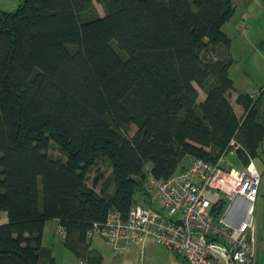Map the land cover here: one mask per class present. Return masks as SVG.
Instances as JSON below:
<instances>
[{
    "label": "trees",
    "instance_id": "obj_1",
    "mask_svg": "<svg viewBox=\"0 0 264 264\" xmlns=\"http://www.w3.org/2000/svg\"><path fill=\"white\" fill-rule=\"evenodd\" d=\"M97 1L104 14L94 0L0 11V264H54V219L86 258L111 210L155 207L149 178L214 162L232 138L241 158L264 142V87L237 95L241 116L231 101L232 0ZM103 156L113 177L97 190L88 173Z\"/></svg>",
    "mask_w": 264,
    "mask_h": 264
},
{
    "label": "built area",
    "instance_id": "obj_2",
    "mask_svg": "<svg viewBox=\"0 0 264 264\" xmlns=\"http://www.w3.org/2000/svg\"><path fill=\"white\" fill-rule=\"evenodd\" d=\"M239 149L232 138L214 162L195 158L183 172L151 178L155 207L135 204L126 218L111 210L90 236L100 234L119 255L152 239L190 264H260L253 209L261 174L250 154L242 168L227 159ZM58 233L65 237V228Z\"/></svg>",
    "mask_w": 264,
    "mask_h": 264
},
{
    "label": "rangeland",
    "instance_id": "obj_3",
    "mask_svg": "<svg viewBox=\"0 0 264 264\" xmlns=\"http://www.w3.org/2000/svg\"><path fill=\"white\" fill-rule=\"evenodd\" d=\"M232 1L235 12L223 29L231 38L230 49L234 63L230 76L235 84L233 93L248 91L260 93L261 88L264 87V0ZM94 2L100 13L104 14L102 5L97 0ZM18 4L19 0H0V11H14ZM199 91L200 100H202L205 93L201 89ZM260 102L264 103V96ZM135 130L136 128L132 126L130 132L133 134ZM227 159L231 160L237 168H242L244 165L242 158L237 154L229 153ZM191 161V158H187L186 164ZM254 162L261 174V182L253 215L258 260L260 264H264V142ZM108 177H113V167L110 160L103 156L88 173L87 184L100 190L102 182ZM150 179L147 187L155 197L156 189ZM110 190H113V186ZM138 197H140L139 194ZM142 203L144 204V201ZM59 226L55 219L48 220L43 234V245L52 249L54 264H189L180 255L152 239L124 254H116L113 246L98 233L90 238L89 256L80 257L64 245L63 238L58 233ZM89 258L92 262H89Z\"/></svg>",
    "mask_w": 264,
    "mask_h": 264
},
{
    "label": "crops",
    "instance_id": "obj_4",
    "mask_svg": "<svg viewBox=\"0 0 264 264\" xmlns=\"http://www.w3.org/2000/svg\"><path fill=\"white\" fill-rule=\"evenodd\" d=\"M229 36V35H228ZM230 48H231V44H230ZM229 48V54L232 56V53H231V49ZM233 58V57H232ZM232 68V67H231ZM231 70V69H230ZM252 92H254V91H248V92H246V93H252ZM239 93H242V92H236V93H233L232 94V96H231V101H232V103H233V105H234V108H235V111H236V113L238 114V116H241L242 114H243V112H244V109H243V107L240 105V104H238V103H236V98H237V95L239 94ZM263 110H264V103H260V114L261 113H263ZM8 221V217H7V213L6 212H2L1 214H0V223H6ZM57 221V223L59 224V222H58V220H56ZM47 223V222H46ZM58 227V226H57ZM140 245H142V244H135L133 247H132V249L135 247V246H140ZM144 245V244H143ZM132 249H130V250H132ZM129 250V251H130ZM259 261V260H258ZM190 264V263H189Z\"/></svg>",
    "mask_w": 264,
    "mask_h": 264
}]
</instances>
